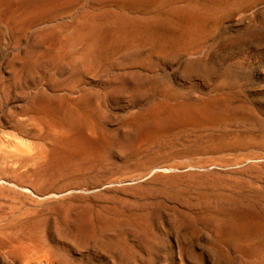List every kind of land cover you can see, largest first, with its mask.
Masks as SVG:
<instances>
[{"label": "rangeland", "instance_id": "374dc122", "mask_svg": "<svg viewBox=\"0 0 264 264\" xmlns=\"http://www.w3.org/2000/svg\"><path fill=\"white\" fill-rule=\"evenodd\" d=\"M88 1L76 0L77 5L72 2L63 7L65 12L60 8L43 22L33 21L21 30L0 23V146H14L10 150L19 146L26 151L34 145L31 152H35L48 145L49 138L44 137L43 128L36 127L29 110V101L37 97H58L61 102L78 100L80 103H69L68 110L86 106L90 113L86 132L90 134L94 127L91 132L95 137L107 135L106 141H110L111 148L113 145L110 151L99 153L93 163L65 167L49 179L41 174L31 176L34 161L0 158V177L32 182L38 192L65 189L70 193L62 210L51 208L35 193L27 198L0 188V264H19L3 260L4 250L27 245L24 249L29 258L47 253L49 257L43 258L55 264H264V223L250 228L242 221V214L251 210L255 212L253 217L264 219V0H153L136 4L123 0ZM185 4L193 8L197 5V14L176 21L168 15ZM116 13L166 18L169 26L196 27L197 35L182 38L180 41L185 43L173 52L154 49L150 39L141 38L108 48L110 51L104 50L103 55L85 54L84 39L69 28L75 30L76 24L99 15L105 24L112 25L114 19L109 16ZM66 23L67 29V25L63 26ZM68 74L71 78L67 80L64 77ZM189 104L195 111H206L209 105L207 110L219 113L167 130L155 137L160 141L154 138L150 144L143 142L141 145L147 146L139 145V150L135 149L139 152L130 151V156L128 152H122L125 156L117 152V144L132 132L131 118H160L179 107L190 108ZM99 110L105 114L97 118ZM29 138L31 143L27 142ZM153 141L156 148L151 147ZM156 173L161 175L152 178ZM71 189H75V195L71 196ZM80 209L83 218L78 215ZM79 217L85 220L83 229H78ZM33 221H38L39 226L30 230L26 224ZM127 222L136 228H128ZM228 224L235 225V231L225 232ZM40 245L50 250H40Z\"/></svg>", "mask_w": 264, "mask_h": 264}, {"label": "bare ground", "instance_id": "6f19581e", "mask_svg": "<svg viewBox=\"0 0 264 264\" xmlns=\"http://www.w3.org/2000/svg\"><path fill=\"white\" fill-rule=\"evenodd\" d=\"M76 0H0V23L2 25H4L6 28H11L13 30H21L22 28L26 27L28 24H30L31 22L33 23V21H36V20H40L41 21L43 20V18H47L48 15H51L53 12L57 11L58 9L62 8L63 7H67L68 4L74 2ZM88 1V0H87ZM92 1V0H91ZM123 1H127V2H130V3H133V4H136V3H147V2H151L153 0H123ZM215 1V0H214ZM101 2V1H100ZM103 2V1H102ZM106 2V1H104ZM213 2V1H212ZM76 5L77 3L74 2ZM89 3V1H88ZM80 4V2H79ZM78 4V5H79ZM98 4V3H97ZM217 5V4H216ZM100 6V4H99ZM102 6V5H101ZM178 6V5H177ZM186 7H181L180 8H176L174 9L173 11H170L168 13V15L172 18L175 19V21L177 19H179V17H181L182 19H186L188 20L189 18H191L193 15H196L197 14V5L193 8L192 7H187V5L185 4ZM191 6V5H190ZM201 6V5H200ZM199 6V7H200ZM70 7V5H69ZM85 7V6H84ZM202 7H200L201 9ZM89 9V8H88ZM94 9V8H93ZM172 9V8H171ZM197 11H196V10ZM64 10V8H63ZM97 10V9H96ZM86 12L88 10H85ZM90 11V10H89ZM109 11V10H108ZM65 12V10H64ZM83 12V11H82ZM104 12V11H103ZM106 12V11H105ZM104 12V13H105ZM112 12V11H111ZM58 13V12H57ZM60 13V12H59ZM103 13V14H104ZM113 13V12H112ZM125 13V12H124ZM131 13V12H130ZM56 14V13H54ZM90 14V13H89ZM93 14V13H92ZM110 14V13H108ZM127 14V13H126ZM200 14V13H199ZM198 14V15H199ZM217 14V13H216ZM57 15V14H56ZM79 15V14H78ZM84 15V14H83ZM82 15V17H84ZM85 15H87L85 13ZM96 15V14H95ZM137 15V14H135ZM54 17V15H52ZM81 16V15H80ZM79 16V17H80ZM90 16V15H89ZM141 16V17H140ZM140 16H136V17H129V15H125V14H113L111 16H109L110 18H113L114 19V24L112 25H109V24H105L104 23V19H103V16L100 17H97L95 18L94 20L92 21H83V22H80L78 24H76L75 26V30H73V28L71 29V27L69 28L70 30L72 31H77V35L79 37H81L82 39H84L85 41V44H86V52L85 54L87 55H97L99 53H104L103 51L113 47V46H116V45H120L122 43H128V44H131L134 40L136 39H141V38H148L150 39L149 41V44H151V46L153 45L154 46V49H158L159 51H163V52H173L175 50H177V48L185 43V42H182L180 41L182 38H191V37H194L197 35V32H196V27L194 26H190V25H187V27L185 26V28H180V27H174V26H169V25H166V18H159V17H155V16H152V17H142V15ZM158 16V15H156ZM160 16V15H159ZM165 16V15H164ZM167 17V16H166ZM195 18V16H194ZM53 19V18H52ZM81 19V18H80ZM89 19V18H88ZM87 19V20H88ZM107 19V18H105ZM46 21L48 19H45ZM72 20V19H71ZM79 20V18L77 19ZM180 20V19H179ZM178 20V21H179ZM82 21V20H81ZM113 21V20H112ZM184 21V20H183ZM43 22V21H42ZM51 22V21H50ZM68 22V21H67ZM111 22V21H109ZM108 22V23H109ZM55 23V22H54ZM59 23V21L57 22V24ZM65 23V22H64ZM189 23V22H188ZM52 26L54 25L53 23H51ZM50 24V26H51ZM56 24V25H57ZM70 24V22H68V25ZM177 24V22H176ZM60 25V23H59ZM64 25H67L66 24H63ZM68 25L65 27L66 29L68 28ZM49 26V25H47ZM61 26V25H60ZM62 26V27H63ZM176 26V25H175ZM44 28V27H43ZM45 28H47L45 26ZM57 29L61 30V27H58L56 26ZM65 28L63 27L62 29L65 30ZM48 29L50 30V27H48ZM55 29V28H54ZM204 29V28H203ZM8 30V29H6ZM28 30V29H27ZM58 30V31H59ZM63 30V31H64ZM30 31V30H29ZM43 31V30H42ZM53 31V30H52ZM56 30V32H58ZM62 31V30H61ZM61 31H59V34L62 33ZM205 31V30H204ZM7 32V31H6ZM9 32V31H8ZM43 32H48L47 30H44ZM71 32V31H69ZM45 33V34H46ZM75 33V35H76ZM39 34V33H38ZM44 34V33H43ZM49 34V33H47ZM56 34V33H55ZM69 36H70V33H68ZM1 35V34H0ZM8 35V34H7ZM12 35V34H11ZM37 35V34H35ZM41 35V33L39 34ZM57 35V34H56ZM60 36V35H59ZM62 36V35H61ZM67 36V35H66ZM68 36V38H69ZM203 37V35H201ZM5 37V36H4ZM17 37V35H16ZM31 37V36H29ZM28 37V38H29ZM78 37V38H79ZM27 38V37H26ZM41 38V37H40ZM57 38V37H56ZM77 38V37H76ZM80 38V39H81ZM70 39V38H69ZM28 40V39H27ZM34 40V39H33ZM40 41V39H38ZM53 40V39H52ZM57 40L59 41L58 43H60V40L57 38ZM61 40H62V37H61ZM73 40V39H72ZM197 40V39H195ZM30 40H28L29 42ZM44 41V40H43ZM64 41V40H63ZM61 41V42H63ZM78 41V40H77ZM82 40V42H84ZM33 42V41H32ZM31 42V43H32ZM38 42V41H37ZM76 42V41H75ZM75 42H71V43H75ZM135 42V41H134ZM47 43V42H46ZM45 43V44H46ZM36 44V43H35ZM33 44V45H35ZM42 44V43H41ZM77 44V43H76ZM82 44V43H81ZM80 44V45H81ZM32 45V46H33ZM54 45V44H53ZM139 45V44H138ZM143 46L145 45V43L143 42L142 44ZM58 46V45H57ZM56 46V47H57ZM62 46V44H61ZM82 46V45H81ZM67 47V46H66ZM117 47V46H116ZM139 47V46H138ZM141 47V46H140ZM139 47V48H140ZM58 48V47H57ZM82 48V47H81ZM84 48L82 50H84ZM32 49V48H31ZM39 49V48H38ZM54 49V47H53ZM56 49V48H55ZM54 49V50H55ZM110 49H108L110 51ZM153 49V48H152ZM63 50V49H62ZM106 50V51H108ZM35 51V50H34ZM33 51V52H34ZM36 52V51H35ZM85 52V50H84ZM83 52V54H84ZM131 52V51H130ZM133 52V51H132ZM101 53V54H102ZM109 53V52H108ZM21 54V53H20ZM35 54V53H34ZM100 54V55H101ZM170 54V53H169ZM32 55V54H31ZM55 55V54H54ZM103 55V54H102ZM34 56V55H33ZM67 56V54H66ZM18 57V56H17ZM20 57V56H19ZM22 57V56H21ZM37 57V56H36ZM35 57V58H36ZM42 57V55H41ZM82 57V56H81ZM84 57V56H83ZM82 57V58H83ZM102 57H105L102 56ZM33 58V57H32ZM31 58V59H32ZM52 58V56H51ZM50 58V59H51ZM56 58V57H55ZM82 58L80 60H82ZM85 58V57H84ZM97 58V57H96ZM17 59V58H16ZM15 59V60H16ZM30 59V56L29 58ZM47 59V58H45ZM58 59V58H56ZM68 59V58H67ZM66 59V60H67ZM71 60L74 59V58H70ZM76 59V58H75ZM87 59V57L85 58ZM21 60V59H19ZM18 60V61H19ZM35 60V59H33ZM84 60V59H83ZM94 61V59H92ZM98 60V59H97ZM102 60V58H101ZM100 60V61H101ZM112 60V59H111ZM114 60V59H113ZM36 61V60H35ZM73 61V60H72ZM77 61V59H76ZM79 61V60H78ZM12 62V61H11ZM14 62H17V61H14ZM45 63V61H43ZM53 62V61H52ZM60 62V61H59ZM82 62V61H80ZM99 62V61H98ZM13 63V62H12ZM42 63V62H41ZM40 63V64H41ZM74 63V61H73ZM73 63L71 65H73ZM78 63V62H77ZM84 63V62H83ZM82 63V64H83ZM100 63V62H99ZM25 64H28V63H25ZM65 63H63L61 66H64ZM94 64V62L92 63ZM69 65V66H71ZM95 66H98L97 63L94 64ZM12 66V65H11ZM34 66V64H33ZM38 66V65H37ZM53 66V65H52ZM66 66H67V63H66ZM65 66V67H66ZM68 66V67H69ZM93 66V65H92ZM47 67V66H46ZM67 67V68H68ZM72 67V66H71ZM87 67V66H86ZM59 68V67H58ZM73 68V67H72ZM82 68V67H81ZM96 68V67H94ZM35 69V68H34ZM61 69V67H60ZM80 69V68H78ZM83 69V68H82ZM200 69V68H199ZM27 70V68H26ZM93 70V69H92ZM29 71V70H28ZM33 71V70H31ZM24 72V71H23ZM37 72V70H36ZM62 72V70L60 71V73ZM68 72V71H67ZM78 72V71H77ZM38 73V72H37ZM64 72H62L63 74ZM66 73V72H65ZM64 73V74H65ZM74 73V72H72ZM87 73V72H86ZM33 74V73H32ZM31 74V75H32ZM56 74V73H55ZM132 74V73H131ZM133 74H137V73H133ZM75 75V74H74ZM79 75V74H78ZM24 76V75H23ZM33 76V75H32ZM39 76V75H38ZM132 76V75H131ZM145 76V75H144ZM21 77V76H19ZM36 77V76H35ZM63 77V76H61ZM67 77H70V75L68 74V76L64 77L65 79H67ZM74 77V76H73ZM147 77V76H146ZM25 78V76H24ZM29 77H27L28 79ZM71 78V77H70ZM62 80V79H61ZM68 80V79H67ZM66 80V81H67ZM65 81V80H64ZM124 81V80H123ZM141 81V79H140ZM139 81V86H141V82ZM47 82V81H46ZM53 82V81H52ZM59 82V81H58ZM137 84H138V80L136 81ZM49 83V82H48ZM65 83V82H63ZM52 84V83H51ZM59 84V83H58ZM136 84V83H134ZM136 84V85H137ZM57 85V84H56ZM64 85H67V84H63L62 86ZM138 86V88H139ZM144 86V85H142ZM57 87V86H56ZM60 87V86H59ZM68 87V86H66ZM137 87V86H136ZM69 88V87H68ZM132 88V87H131ZM135 88V87H134ZM133 88V89H134ZM137 88L136 91H138L139 89ZM144 88V87H143ZM64 89V88H63ZM141 90V89H140ZM66 91V90H65ZM143 91V90H142ZM139 92V91H138ZM137 93V92H136ZM135 93V94H136ZM133 94V92L131 93V95ZM140 94V93H139ZM34 96V95H33ZM41 96V95H40ZM48 96V95H47ZM51 96V95H50ZM83 96V95H82ZM86 96V95H85ZM144 96V95H143ZM36 97V96H35ZM56 97V96H54ZM81 97V96H80ZM49 98V97H48ZM47 98V99H48ZM87 99V98H86ZM85 99V100H86ZM60 100V99H59ZM58 100V97L57 98H49V100H44L43 98L41 97H37V98H34L32 100L31 98V101H29V110L31 112V114L33 115L32 116V119L34 120V123L37 126L41 127L44 129V137H48L49 138V143L48 145L46 146L45 143L44 145L46 146L45 148L43 149H40V150H36L37 148H35V152H31V147L34 145H30V138H29V141L27 140V142H30L29 145L31 146L30 149L28 147V151L30 150L31 154L30 153H27L23 148L20 149L21 147L17 146L18 149H13V150H10L12 149L14 146L10 145V143H12L13 141H11L9 143V146L10 149H5V147L3 148V146H0V158H3V159H7V158H10L12 160H20V161H23V162H28V161H34L33 163L35 164V168L33 169H30L31 170V176H36V175H46L44 176L43 178H47L48 176L51 177V176H54L56 174H58V172H60V170H63L65 169V167H71L72 165V169H73V165H74V168L76 167L75 164H90V163H93V161H95L97 159V157L99 156V153H103V151H107L110 149H113V145H112V148L110 147L111 145H109V140L107 139L106 141V137H108L106 135V137L102 138V136L100 135L99 137H95L94 136V127L92 129L91 127V130H90V134H88L86 132V126L88 124V117H89V112L86 110V106H84L85 108H79L78 110H75V111H72V110H68V107L67 105L69 103L71 104H75L76 101L77 103H80L78 100L74 99V100H70V101H67V102H61V100L59 101ZM80 100V99H79ZM4 101V100H3ZM81 101V100H80ZM83 102V101H82ZM59 103L62 104V108H59ZM76 103V104H77ZM84 103V102H83ZM82 103V104H83ZM86 103V102H85ZM88 103V102H87ZM1 104V103H0ZM60 104V105H61ZM222 104V103H221ZM229 104V103H228ZM190 105V104H189ZM207 105V104H206ZM205 105V106H206ZM230 105H232L230 103ZM229 105V106H230ZM92 106V105H91ZM177 106V105H176ZM183 106V105H182ZM201 106V105H200ZM208 106L207 105V108H206V111H203L202 112V108L199 109L201 110L198 111V109L195 111V109H193V107H191L190 105V108H187V107H179L173 111H170L168 112L165 116L163 117H160V118H151L150 120L146 119L148 116H142L143 117H140L139 115H137V113H134L135 117L131 118V122L129 123L130 124V127L132 125V132H130L127 136L126 139H122L123 142L121 141L119 144H117V152H121V155L123 153H129L128 156H130V151L132 152L134 150V152H139L137 150V147L139 145H141V143H145V142H150L152 139L154 140V138H158L157 135H163L161 133H164L165 131L167 130H170V129H177L176 127L180 124H187V122H194V121H201V119L205 116L209 117V116H213L218 114L219 113V110H207L208 109ZM224 105L222 104L221 107H223ZM237 106V105H236ZM151 107V106H150ZM197 107V106H196ZM199 107V106H198ZM219 107V106H218ZM217 107V108H218ZM148 108V107H147ZM153 108V107H151ZM214 108V107H212ZM101 109V108H100ZM223 109V108H221ZM27 110V109H26ZM91 110V109H90ZM93 110V109H92ZM137 110V109H136ZM139 110V109H138ZM137 110V111H138ZM143 109H141L142 111ZM149 110V109H147ZM205 110V109H204ZM225 110V109H224ZM14 111V110H13ZM95 111V110H94ZM98 111V110H96ZM100 111V110H99ZM154 111V110H153ZM227 111V110H226ZM229 111H230V108H229ZM228 111V112H229ZM239 111V110H238ZM245 111V109H244ZM103 112V111H102ZM101 111L99 112L100 114H98V117L99 116H102V113ZM136 112V111H135ZM145 112V111H143ZM164 112V111H163ZM234 112V111H233ZM236 112V111H235ZM249 112V111H248ZM10 113V112H9ZM95 113V112H94ZM147 113V111H146ZM150 113V112H149ZM237 113V112H236ZM242 113V112H241ZM93 114V113H92ZM105 114V113H104ZM103 114V115H104ZM127 114V113H126ZM130 114V113H129ZM243 114V113H242ZM16 115V114H14ZM96 115V114H94ZM227 115V114H226ZM240 115V114H239ZM244 115V114H243ZM31 116V115H30ZM139 116V117H138ZM131 117V116H130ZM129 117V118H130ZM104 117L101 118V120L103 119ZM127 118V119H129ZM30 119V120H32ZM92 119V118H91ZM97 120V119H96ZM126 120V118H125ZM215 120V119H214ZM90 121H93V120H90ZM127 121V120H126ZM129 122V120H128ZM92 124V122L90 123V125ZM195 124V123H194ZM93 125V124H92ZM91 125V126H92ZM89 126V125H88ZM99 126V125H98ZM181 128L183 127V125H180ZM35 127V129H36ZM40 128V129H41ZM101 128V127H100ZM97 130V129H96ZM101 130V129H100ZM180 130V129H179ZM185 130V129H184ZM41 131V130H40ZM93 131V133L91 132ZM128 131V130H127ZM174 131V130H173ZM183 131V130H181ZM42 132V131H41ZM99 132V131H98ZM103 132V131H102ZM126 132V131H125ZM172 132V131H171ZM178 132V131H176ZM175 132V133H176ZM180 132V131H179ZM91 133L93 134V136H91ZM106 133V132H105ZM16 134V133H15ZM15 134H13L14 138L15 137ZM42 134V133H40ZM97 134V133H96ZM104 133H102L103 135ZM127 134V133H126ZM172 134V133H171ZM17 136L18 133L16 134ZM166 135H169V134H165V137H167ZM105 136V134H104ZM11 137V138H12ZM43 137V136H42ZM114 137V136H113ZM126 137V136H125ZM13 138V139H14ZM41 138V137H40ZM47 138V139H48ZM155 138V139H156ZM160 138V137H159ZM164 138V137H162ZM1 139V138H0ZM5 139V138H4ZM8 139V138H7ZM10 139V138H9ZM12 139V140H13ZM17 139V138H16ZM20 139V138H19ZM19 139H17L19 141ZM129 139V140H128ZM161 139V138H160ZM164 139H167V138H164ZM163 140V139H162ZM1 141V140H0ZM17 141V142H18ZM34 141L33 140V144H34ZM155 141V140H154ZM153 141V142H154ZM157 141V139H156ZM160 141V140H158ZM157 141V142H158ZM165 140H163L164 142ZM14 142H15V139H14ZM41 142V141H40ZM3 143L0 142V144ZM6 143H7V140H6ZM5 143V144H6ZM43 143V142H42ZM160 143V142H159ZM165 143V142H164ZM16 144V142H15ZM19 144V143H18ZM28 144V143H27ZM150 144V143H149ZM153 144H157V143H152ZM163 144V143H162ZM162 144H160L162 146ZM3 145V144H1ZM14 145V144H13ZM28 145V146H29ZM37 145L38 142H37ZM165 145V144H164ZM164 145H163V148H164ZM15 146V147H16ZM40 146V145H39ZM116 146V145H115ZM142 147L143 146H147L142 144L141 145ZM151 145H149L148 147H150ZM6 147L7 144H6ZM32 147V149H33ZM140 147V146H139ZM152 148L156 146H151ZM159 147V145L157 146ZM27 148V147H26ZM25 148V149H26ZM116 148V147H115ZM147 148V147H146ZM161 148V147H160ZM137 149V150H135ZM141 149V148H140ZM150 150V149H149ZM123 152V153H122ZM132 152V153H134ZM103 156V154H101ZM107 155V154H106ZM109 155V153H108ZM120 155V156H121ZM132 155V154H131ZM122 156H125V155H122ZM101 157V156H100ZM107 156H105L106 158ZM120 158V157H119ZM9 159V160H10ZM11 161V160H10ZM19 161V162H20ZM7 161H5L6 163ZM13 161L10 162V164H12ZM1 163V162H0ZM9 163V162H8ZM15 163V162H14ZM30 164V163H29ZM86 166V165H84ZM166 168L170 169L169 167L165 166ZM9 170L12 171V172H16L17 169L13 168V167H9ZM29 170V171H30ZM76 170V169H75ZM75 172V171H74ZM29 174V173H28ZM176 174V173H174ZM161 174H154L152 178H157L159 177ZM24 176V175H23ZM165 176V175H164ZM27 177V176H26ZM59 177V176H58ZM12 178V177H11ZM11 178L9 177H0V188L1 190L2 189H6L8 191H11L15 194H18L20 196H23V197H30V193H35L36 195H38L39 197L42 198V202L45 201L47 203H49L51 205V208H62L63 210V207L62 205H65L67 204V201L69 199V191L68 193H65V189H62V190H59V191H56V192H48V191H40L38 192L35 188H33V184L32 182L28 183L27 181H23V182H17V181H14L12 180ZM40 178V176H39ZM53 178V177H52ZM38 179V178H37ZM42 179V177H41ZM49 179V178H47ZM44 180V179H43ZM49 181V180H48ZM51 181V179H50ZM49 181V182H50ZM24 182L28 183V184H24ZM31 184V186H30ZM33 185V186H32ZM127 188V187H126ZM130 188V187H129ZM70 189V188H68ZM137 190L139 189L136 188ZM135 189V190H136ZM45 190V189H44ZM73 192H72V191ZM70 192L71 193V196L72 195H75L74 194V190L71 189ZM89 190V189H88ZM143 190V189H142ZM84 191V190H83ZM85 192V191H84ZM1 195V194H0ZM13 196V195H12ZM31 198V197H30ZM35 201H38L37 199H34ZM45 204V203H44ZM70 204V203H69ZM68 204V205H69ZM125 205V204H124ZM64 206V207H65ZM244 206V205H243ZM246 206V205H245ZM112 208V207H111ZM242 208V207H240ZM249 207L247 206L246 209H248ZM108 209V207H107ZM243 209V208H242ZM240 209V210H242ZM56 210V209H55ZM249 210V209H248ZM247 210V211H248ZM68 211V210H67ZM80 213L78 214L79 216H81L83 218V213L81 211V209L79 210ZM78 211V212H79ZM108 211V210H107ZM112 211V210H111ZM111 211H109L110 213H112ZM252 211V215H250ZM250 213H243L242 214V221L243 223L245 224H248V226L251 228L253 227H258L257 225L258 224H262L264 223V219L261 220V219H258V218H255L253 217V214L255 212H253V210H251ZM86 212V211H85ZM90 212V211H89ZM92 212V210H91ZM114 212V211H113ZM241 212V211H239ZM257 212V211H256ZM62 213V212H61ZM76 213V212H75ZM98 213V212H97ZM175 213V212H174ZM63 214V213H62ZM100 215V214H99ZM259 215V214H258ZM257 215V216H258ZM264 215V214H263ZM94 215H92L93 217ZM101 218L103 217L102 215H100ZM260 216V215H259ZM262 216V214H261ZM63 217V216H62ZM65 217H68L67 215ZM110 217V216H109ZM264 217V216H263ZM71 218L74 220V218L71 216ZM80 218V217H79ZM82 218L78 219L79 221V224H78V229H83V222H85V220H82ZM95 218V217H94ZM176 218V217H175ZM103 219L105 220L106 217ZM57 219H55L56 221ZM63 220V218L61 219ZM81 220V221H80ZM103 220V221H104ZM174 220V219H173ZM176 220V219H175ZM180 220V219H179ZM54 221V222H55ZM59 221V219L57 220V222ZM98 221V220H96ZM101 221V220H99ZM98 221V223H99ZM102 221V222H103ZM121 221V220H120ZM56 222V223H57ZM63 222V221H62ZM70 222V220H69ZM73 222V221H72ZM87 222V220H86ZM41 223V222H40ZM55 223V225H57ZM101 223V222H100ZM99 223V224H100ZM129 222H127L128 224ZM184 223V222H183ZM191 223V222H189ZM59 224V223H58ZM131 223L128 224V228H130V225ZM133 224V223H132ZM182 224V223H181ZM42 225V223L40 224ZM85 225V224H84ZM88 225V224H87ZM85 225V226H87ZM91 225V224H90ZM135 226V224H133ZM141 225V224H140ZM184 225V224H182ZM187 225V224H185ZM259 225V228L261 230V227ZM38 226H39V222H28L26 224V227H28L30 230H33L34 228H37L38 229ZM263 228L264 226L261 225ZM76 227V226H75ZM89 227V226H88ZM131 226V228H133ZM248 227V228H249ZM56 228V227H55ZM91 228V227H90ZM235 228L236 226L233 225V224H228L226 225L225 227V232L229 231V232H233L235 231ZM257 228V229H259ZM29 229L27 230L29 232ZM60 229V228H59ZM93 229V228H92ZM256 229V230H257ZM25 230V229H24ZM36 230V229H35ZM94 230V229H93ZM135 230V229H133ZM253 230V229H252ZM264 230V229H263ZM43 231V230H42ZM136 231V230H135ZM237 231V230H236ZM259 231V230H258ZM36 232V231H35ZM85 232V231H84ZM90 232V231H89ZM239 231H237L238 233ZM251 232V230H250ZM257 232V231H255ZM26 234V233H25ZM24 234V235H25ZM30 234H35V233H31ZM139 234L138 233V237H139ZM254 234V233H253ZM256 234V233H255ZM259 234V232H258ZM29 235V234H28ZM36 235V234H35ZM85 235V234H84ZM137 235V234H136ZM31 235H29L30 237ZM33 236V235H32ZM62 236V235H61ZM27 237V236H26ZM35 236H33L34 238ZM85 237V236H84ZM87 237V236H86ZM31 238V237H30ZM82 238V237H81ZM39 239V238H38ZM37 239V240H38ZM32 240V238H31ZM30 240V242H31ZM77 240V239H75ZM28 242V240H26ZM33 241V240H32ZM41 241V240H40ZM39 241V242H40ZM4 243V241H1ZM25 242V241H24ZM26 242V243H27ZM34 242L36 243V239H34ZM32 243V242H31ZM33 243V244H35ZM41 243V242H40ZM6 244H7V241H6ZM38 243H36L37 245ZM5 245V243H4ZM25 245V244H24ZM10 246V245H9ZM28 246V245H27ZM26 246V247H27ZM33 246V245H32ZM41 247L40 250L42 249H49L47 248L46 246H43V247H46V248H42V245H40ZM252 246V245H251ZM25 247V246H24ZM24 247L20 246V247H16L15 248H12V247H9L7 248V251L4 250L5 252V257H2V259L4 260H7L9 261V259H11L12 261H14L15 263H19V264H53L54 261H52L50 258H46L44 259L45 257H49L48 254L46 253V255L44 253H42V257L39 256L37 257L36 255L40 254L37 252L36 255L34 253V255L36 257H33L34 258H29L27 255L29 254H26V251L28 252V250L24 249ZM25 247V248H26ZM38 247V246H37ZM254 247V245L252 246ZM250 247V248H252ZM36 248V247H35ZM237 248V247H235ZM255 248V247H254ZM253 248V249H254ZM257 249V248H255ZM35 250V249H34ZM39 250V252H40ZM50 250V249H49ZM52 250V249H51ZM234 250V248H233ZM238 250V249H236ZM234 250V251H236ZM242 250V249H241ZM2 251V250H1ZM32 251V250H31ZM45 251V250H44ZM243 251V250H242ZM246 251V250H245ZM248 251H250V249H248ZM256 251V250H255ZM3 252V251H2ZM46 252V251H45ZM240 252V251H239ZM52 253V252H51ZM237 253V252H236ZM244 253V252H243ZM251 253V256H253L254 254H252V251L250 252ZM254 253V252H253ZM26 254V255H25ZM230 254V253H229ZM241 254V253H239ZM246 254V252H245ZM249 254V253H248ZM247 254V255H248ZM32 255V254H31ZM237 255V254H236ZM256 255V254H255ZM27 256V257H26ZM240 256V255H239ZM43 258L44 260H42L41 258ZM248 257V256H247ZM237 258V257H236ZM242 259V257L240 258ZM11 261V262H12ZM4 262V261H3ZM10 264V263H8ZM12 264V263H11ZM55 264V263H54Z\"/></svg>", "mask_w": 264, "mask_h": 264}]
</instances>
